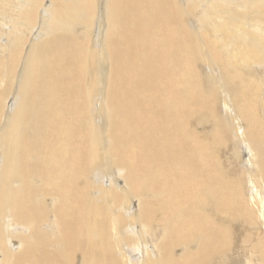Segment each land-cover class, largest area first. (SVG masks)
I'll use <instances>...</instances> for the list:
<instances>
[{"label":"bare ground","instance_id":"bare-ground-1","mask_svg":"<svg viewBox=\"0 0 264 264\" xmlns=\"http://www.w3.org/2000/svg\"><path fill=\"white\" fill-rule=\"evenodd\" d=\"M0 264H264V0H0Z\"/></svg>","mask_w":264,"mask_h":264},{"label":"rangeland","instance_id":"rangeland-1","mask_svg":"<svg viewBox=\"0 0 264 264\" xmlns=\"http://www.w3.org/2000/svg\"><path fill=\"white\" fill-rule=\"evenodd\" d=\"M199 131L201 132V131H203V129H200ZM229 146H230V147H228L229 149L224 150V152L222 154V157H223L222 159H224L223 160V162L225 163L224 165L228 166V168L231 169L232 168L231 163L233 160H234V162H236L235 163L236 165L238 163H239L238 165H240V164H242L245 156L241 155V157H240L239 153H241V150H240L241 148L237 144H234V145L230 144ZM225 152H226V154H224ZM228 152H230V153H228ZM225 156H227V157H225ZM229 162H231V163H229Z\"/></svg>","mask_w":264,"mask_h":264}]
</instances>
